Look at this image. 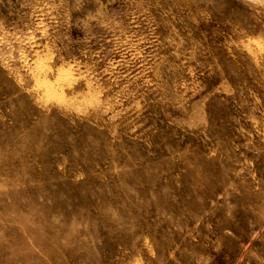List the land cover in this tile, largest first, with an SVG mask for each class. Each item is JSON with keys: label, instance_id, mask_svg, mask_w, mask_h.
<instances>
[{"label": "rangeland", "instance_id": "obj_1", "mask_svg": "<svg viewBox=\"0 0 264 264\" xmlns=\"http://www.w3.org/2000/svg\"><path fill=\"white\" fill-rule=\"evenodd\" d=\"M0 264H264V0H0Z\"/></svg>", "mask_w": 264, "mask_h": 264}]
</instances>
